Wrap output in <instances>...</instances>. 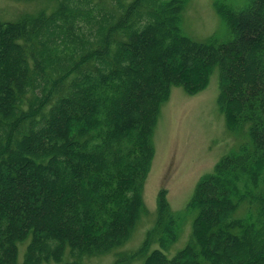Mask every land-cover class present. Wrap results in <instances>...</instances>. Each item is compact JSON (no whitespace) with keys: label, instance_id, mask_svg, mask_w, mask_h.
Segmentation results:
<instances>
[{"label":"trees","instance_id":"trees-1","mask_svg":"<svg viewBox=\"0 0 264 264\" xmlns=\"http://www.w3.org/2000/svg\"><path fill=\"white\" fill-rule=\"evenodd\" d=\"M53 1L0 19V264H88L127 241L161 103L215 66L226 126L247 139L199 176L182 247L163 251L180 229L163 187L115 262L264 264V0H213L227 35L202 40L180 30L187 0Z\"/></svg>","mask_w":264,"mask_h":264},{"label":"rangeland","instance_id":"rangeland-1","mask_svg":"<svg viewBox=\"0 0 264 264\" xmlns=\"http://www.w3.org/2000/svg\"><path fill=\"white\" fill-rule=\"evenodd\" d=\"M226 1L235 6L244 2ZM53 5V0H0V19L13 20L23 12L42 7L49 10ZM180 30L198 40L212 34L220 39L227 35L226 24L215 10L213 0H187ZM218 71L217 66L213 67L206 85L195 92H188L179 84L171 85L167 99L161 103L152 134L154 154L142 190L146 211L140 215L127 241L114 250L86 258L88 264H118L116 256L139 246L146 229L154 222L156 195L163 187L180 225L178 237L163 251L171 256L186 243L194 212L185 208L196 181L200 175L211 171L222 155L236 150L239 143L247 139L245 134L232 132L226 126L217 103ZM23 243H18V261L23 257ZM154 246H158L157 243L151 247ZM142 258L123 264H141Z\"/></svg>","mask_w":264,"mask_h":264}]
</instances>
